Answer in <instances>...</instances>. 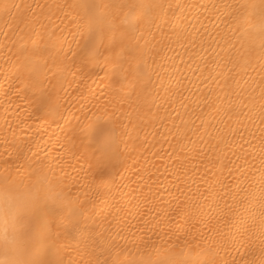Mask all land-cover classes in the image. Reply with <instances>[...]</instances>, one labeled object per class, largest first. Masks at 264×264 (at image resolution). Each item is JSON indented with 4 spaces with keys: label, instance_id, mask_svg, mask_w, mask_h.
Masks as SVG:
<instances>
[{
    "label": "bare ground",
    "instance_id": "1",
    "mask_svg": "<svg viewBox=\"0 0 264 264\" xmlns=\"http://www.w3.org/2000/svg\"><path fill=\"white\" fill-rule=\"evenodd\" d=\"M0 208L7 264H264V0H0Z\"/></svg>",
    "mask_w": 264,
    "mask_h": 264
},
{
    "label": "snow or ice",
    "instance_id": "2",
    "mask_svg": "<svg viewBox=\"0 0 264 264\" xmlns=\"http://www.w3.org/2000/svg\"><path fill=\"white\" fill-rule=\"evenodd\" d=\"M88 7L94 9L96 6L95 5H89ZM96 23H97V29H96V35L93 39V43H95V40L100 38L101 33H102V28L100 27V19H97ZM46 108H47V105L42 103L41 110H46ZM97 142H98V144H100L102 154L107 155L111 152V145H110V143L107 142L105 137H103V136L98 137ZM149 264H182V262L176 261L173 259H166V260H159V261H155V262L150 261Z\"/></svg>",
    "mask_w": 264,
    "mask_h": 264
},
{
    "label": "clouds",
    "instance_id": "3",
    "mask_svg": "<svg viewBox=\"0 0 264 264\" xmlns=\"http://www.w3.org/2000/svg\"><path fill=\"white\" fill-rule=\"evenodd\" d=\"M0 241H9V225L8 221L5 219L4 210L0 208ZM0 264H7V262L0 261Z\"/></svg>",
    "mask_w": 264,
    "mask_h": 264
}]
</instances>
